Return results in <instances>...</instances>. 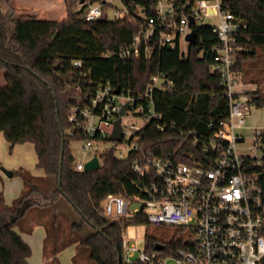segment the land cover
<instances>
[{
    "label": "trees",
    "instance_id": "16d2710c",
    "mask_svg": "<svg viewBox=\"0 0 264 264\" xmlns=\"http://www.w3.org/2000/svg\"><path fill=\"white\" fill-rule=\"evenodd\" d=\"M101 1L84 0L77 10L68 7L66 16L60 20L34 15L12 18L0 9V64L21 69L22 78L28 84L20 99L25 107L12 120L4 111L6 116L0 120V126L20 130L22 119L28 115L27 101L31 91L40 82L52 102L58 136L55 154H38L39 164L48 167L45 176L29 177L20 168L13 174L18 173L24 181L21 195L12 204H7L0 192V264H27L31 248L13 228L32 206L49 205L55 211L58 197L67 200L68 207L61 217L54 215V228L63 229L67 222H73L74 227L79 226L83 231L86 228V234L68 242L88 247L90 258L96 264H117L119 258L121 260L123 228L129 223H145L142 217L132 221H113L104 216L100 208V202L107 194L127 197L135 192L131 170L134 155L119 159L112 149H107L99 154L101 164L97 168H75L74 157L67 145L68 139L79 138L67 133V115L74 101L75 82L95 84L108 80L113 87L137 93L144 91L151 75L163 73L171 86L155 88L152 97L165 129L158 130L149 123L139 138L141 149L151 151L155 156L191 161L188 156L192 150L191 137L184 131L189 129L205 137L210 132L208 121L227 114V101L219 75L211 69L214 60L210 49L217 43V34L211 25H199L195 30L196 42L189 43L185 57L180 56L177 48L162 47L154 50L148 58H123L119 52L140 31L143 16L154 15L157 0H121L136 20H129L126 16L84 20L82 13L86 5ZM173 1L184 4L185 10L189 11L195 0ZM220 5L232 12L235 21L241 24L234 32L237 39L232 68L237 78L248 73L264 76V0H220ZM103 7L105 10L106 4ZM137 7L142 17L136 15ZM74 60H80L81 67H75ZM16 93L7 87L3 106L13 104L18 98ZM245 94L254 107L264 106V90L257 87L246 90ZM192 99L193 109L188 111ZM61 134L64 135L62 156ZM74 227L71 228L76 232ZM147 240L150 248L160 241L153 236H148ZM65 245L55 247L54 254Z\"/></svg>",
    "mask_w": 264,
    "mask_h": 264
},
{
    "label": "built area",
    "instance_id": "2783aa9c",
    "mask_svg": "<svg viewBox=\"0 0 264 264\" xmlns=\"http://www.w3.org/2000/svg\"><path fill=\"white\" fill-rule=\"evenodd\" d=\"M120 2L112 18L136 17ZM112 0L88 3L82 18L93 21L108 17L103 6ZM184 4L173 0H157L154 15H144L140 31L132 42L121 49L119 56H142L162 47L177 48L181 57L187 54L189 42L186 35L195 31L205 18H217L212 29L217 43L211 47L212 70L220 78L227 101L225 117L212 118L207 126L208 135L198 136L191 130V161L155 156L143 151L140 133L152 123L158 130L165 125L155 110L152 92L155 88L171 86L166 76L156 72L142 92L113 87L104 82H75L74 99L68 110L69 136L82 141L84 150L95 154L85 161H76L75 168L84 170V164L107 149H112L119 159L134 155L131 170L134 174L135 192L127 197L107 194L100 208L113 221H132L142 217L147 223L175 226L180 238L168 245L157 241L162 248H144L121 238L123 264H264V127L254 126L253 142L244 146L246 118L254 107L250 98L236 82L232 68L236 43V29L241 25L232 12L221 8L220 0H195L189 11ZM109 18V17H108ZM190 18L193 23H190ZM81 67L80 60H74ZM120 89L118 93L114 90ZM126 104L124 114L119 112ZM131 113L143 121L142 126L131 124L125 128L122 116ZM120 117L122 136L119 141L109 139L113 123ZM125 142L119 146V142ZM112 146H109L108 143ZM138 203L139 207H132Z\"/></svg>",
    "mask_w": 264,
    "mask_h": 264
},
{
    "label": "rangeland",
    "instance_id": "374dc122",
    "mask_svg": "<svg viewBox=\"0 0 264 264\" xmlns=\"http://www.w3.org/2000/svg\"><path fill=\"white\" fill-rule=\"evenodd\" d=\"M81 0H0V9L6 15L12 18L23 16H37L44 19L60 20L66 16L68 7L74 10L80 8ZM91 1V0H85ZM96 3V2H93ZM118 0H112L111 6H107L106 12L109 18H112L114 8H120ZM136 15L143 16L139 7L135 10ZM217 22V18H205L201 24L213 25ZM259 73V72H258ZM23 71L15 67H8L0 64V90L11 88V91L19 94L16 95L13 104L0 107L1 111H6L10 120L14 119L25 105L20 101L24 96L28 84L22 78ZM252 79H256L253 81ZM237 83H241V89L253 90L257 87L264 90V76L258 74H244L238 76ZM12 84L16 86L12 87ZM31 91V95L27 102L28 115L22 119L20 130H10L0 126V168L5 167L8 170L18 171L20 168L27 173L29 177H41V170L38 169V154L48 155L56 152L58 136L55 129L54 112L52 102L48 98L45 87L42 83L37 82ZM17 101V102H16ZM16 102V103H15ZM3 116V115H2ZM5 117V116H4ZM122 125L129 128L131 124L142 126L143 121L137 116L128 113L122 116ZM245 128H241V132L246 139L243 145L249 146L253 142L251 127H264V106L252 107L249 116L245 121ZM14 132V133H13ZM68 148L71 151L75 162L85 161L95 154V151L82 147V141L76 138L68 139ZM109 146L112 144L109 142ZM119 146H124L125 142H119ZM2 174V173H1ZM6 180L5 187L8 189L17 188L18 192L15 197L11 198L8 204H12L13 200L21 195L24 187V181L18 173H14L10 177H3ZM4 184L0 180V188L2 197L5 200L3 192ZM63 197H58L57 209L54 211L52 206H32L19 219L15 230L27 241L32 248V253L28 259V264H96L89 255V248L79 243H69L70 239H78L88 231L83 230L79 226L74 227L73 222L64 224L63 229L54 228L55 217L57 214L61 217V213L66 211L68 203ZM138 203L132 204V207H139ZM74 227L77 231L73 230ZM59 234V235H56ZM180 231L175 226L157 225L154 223H129L123 230L122 235L125 240L131 244H135L137 248L142 249L145 246L148 236H153L157 240L165 244L172 243L180 238ZM56 237L58 240H56ZM43 238V239H42ZM65 243L63 248L54 254V248Z\"/></svg>",
    "mask_w": 264,
    "mask_h": 264
},
{
    "label": "water",
    "instance_id": "95a60500",
    "mask_svg": "<svg viewBox=\"0 0 264 264\" xmlns=\"http://www.w3.org/2000/svg\"><path fill=\"white\" fill-rule=\"evenodd\" d=\"M81 3L83 2V0L80 1ZM190 23H193V19L190 18ZM186 40L187 42L189 43H195L196 42V32L195 31H191L189 32L187 35H186ZM167 49H170L169 46H167ZM116 90H114L116 93L119 92L120 89L118 88H115ZM125 106L126 104H123L122 107H121V110L119 112L120 115H123L124 114V110H125ZM193 109V99L191 100L190 104H189V107H188V111H192ZM122 127H121V124H120V117H118L115 122L113 123V129H112V132L111 134L109 135V139L110 140H114V141H119L121 139V136H122ZM63 150H64V135L61 134V149H60V156H62L63 154ZM99 166V162H98V159L97 157H94L92 158L91 160H89L88 162H86L84 164V170H93L95 168H97ZM1 170L3 171V173L7 176H11L12 175V171L11 170H8V169H5L4 168H1ZM58 186L60 187V180L58 181ZM81 225V224H80ZM154 248L155 249H160L162 248V245L159 244V243H156L154 245ZM117 264H121V260L119 258Z\"/></svg>",
    "mask_w": 264,
    "mask_h": 264
},
{
    "label": "crops",
    "instance_id": "0c3cea01",
    "mask_svg": "<svg viewBox=\"0 0 264 264\" xmlns=\"http://www.w3.org/2000/svg\"><path fill=\"white\" fill-rule=\"evenodd\" d=\"M5 91H7V88L5 89H1L0 90V107H2V105L4 104V102H6V99H5V97H7V96H5ZM3 115V116H2ZM4 116H6V114H5V112H3V111H1L0 110V120L1 119H4L5 117ZM2 121V120H1ZM37 163H36V166L38 165V169H40L41 170V175L40 176H45L47 173H48V171H47V168L48 167H44V166H41L39 163H40V159H39V155L37 156ZM1 168H4V167H1ZM1 168H0V180H2V182H3V184H4V187H3V192L5 193V203H7L8 204V202H9V200L11 199V198H14L15 197V193H17L18 192V190H17V188H15V189H13V190H11V189H8L7 188V185H6V187H5V183H6V180H4V178L3 177H10V176H7V175H5L4 173H3V171L1 170ZM6 169V168H5ZM12 171V175H13V170H11ZM2 173V174H1ZM11 175V176H12ZM0 190H1V188H0ZM0 192H2V191H0ZM15 192V193H14ZM13 231H15L20 237H21V239L30 247V245H29V243L27 242V241H25L24 239H23V237L18 233V231H16L15 230V227L13 228ZM43 239V238H42ZM31 248V247H30ZM31 253H32V248H31ZM31 255V254H30ZM30 257V256H29ZM29 257L27 258V264H28V259H29Z\"/></svg>",
    "mask_w": 264,
    "mask_h": 264
}]
</instances>
